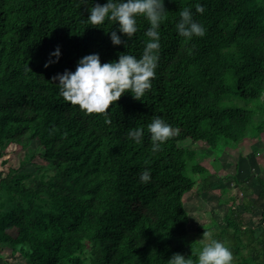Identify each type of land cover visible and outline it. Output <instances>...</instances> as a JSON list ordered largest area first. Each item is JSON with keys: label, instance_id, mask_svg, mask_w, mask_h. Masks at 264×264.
<instances>
[{"label": "trees", "instance_id": "16d2710c", "mask_svg": "<svg viewBox=\"0 0 264 264\" xmlns=\"http://www.w3.org/2000/svg\"><path fill=\"white\" fill-rule=\"evenodd\" d=\"M92 2L0 0V158L10 145L33 152L39 143L20 170L0 174V248L19 253L24 264H167L177 252L195 259L202 242L190 234L183 198L211 191L212 174L201 164L210 157L185 144H206L212 164L228 142L237 148L264 131V0H198L202 12L197 0H165L151 88L139 99L126 92L107 115L67 102L53 77L75 71L89 53L102 62L127 51L140 56L150 22L138 16L131 38L120 33L128 46L115 45V21H87ZM188 6L204 35L178 34L179 10ZM58 46V62L45 67ZM154 116L173 126L158 151L147 131ZM136 126L145 129L140 143L127 136ZM36 154L47 166L25 171ZM144 169L151 170L148 182L140 180ZM234 179L248 200L244 181ZM257 179L256 201L243 202L248 213L264 205V177ZM229 202L210 236L230 247L232 264H264V211L256 231L237 199Z\"/></svg>", "mask_w": 264, "mask_h": 264}, {"label": "clouds", "instance_id": "9594fccd", "mask_svg": "<svg viewBox=\"0 0 264 264\" xmlns=\"http://www.w3.org/2000/svg\"><path fill=\"white\" fill-rule=\"evenodd\" d=\"M196 11L202 12L203 5L195 4ZM165 0H107L100 4L93 0L90 7V15L87 21L95 25H103L106 20L115 21L118 31L111 30V40L115 45L125 44L120 33L131 38L138 31V16L143 15L150 22L146 31L148 39L140 56L131 52H121L118 59L102 62L99 53H89L81 57L75 71L65 70L57 73L53 80L59 81L60 95L69 103L79 105L88 113L108 114V110L114 102L126 92H131L139 99L151 88L152 79L156 75L159 63L158 50L160 48L161 21L166 14ZM192 6L179 10V20L175 27L178 34L185 38L202 36L206 29L202 23L194 18ZM56 59H50L45 67L58 62L61 49L58 46L50 54ZM147 131L151 134V147L153 151L162 148L163 142L173 134V126L161 116H154L147 125ZM145 134L143 126L131 127L127 136L136 143L142 142ZM140 180H151V170L141 171ZM202 246L196 253V258L185 256L177 252L167 260V264H232L233 253L230 247L222 240L213 238L205 231L201 239Z\"/></svg>", "mask_w": 264, "mask_h": 264}, {"label": "rangeland", "instance_id": "374dc122", "mask_svg": "<svg viewBox=\"0 0 264 264\" xmlns=\"http://www.w3.org/2000/svg\"><path fill=\"white\" fill-rule=\"evenodd\" d=\"M231 101V100H230ZM232 102L239 106H244V102L239 99H232ZM186 147H190L191 150L199 152L201 155H207L210 157L201 164L207 167L212 174L211 177V191L199 192L194 190L191 193L185 194L183 201L185 207L190 216V234L194 235L196 239H201L196 235L197 230H207L210 235L213 232L220 229L222 226V217L226 215L231 206V199H237V207L243 213L246 224L249 228H253L256 231L261 229L260 216L264 211V205L262 207L254 209L252 212H245L242 208L243 202L256 201L259 192L261 191L260 184L257 177H264V131L259 132L253 139H249L240 147H234L232 143L228 142L226 150L222 152V156L216 163L211 164L213 156L212 152L206 144L197 143L195 145L185 144ZM39 149V143L35 141L31 145L33 152H27L21 150L15 145H10L6 150V155L0 158V174L6 173L10 168L20 170L21 164L27 159V156L31 153H37ZM29 151V150H28ZM33 161H30L24 167V170L33 174L42 173L40 167L47 166L42 158L37 156ZM249 161L243 163L241 157H248ZM254 156V157H253ZM242 162V165L240 164ZM187 176L192 179H197L198 176L193 175L189 171L186 172ZM234 177L244 181L240 186H245L249 193L248 200L244 199L243 189L237 185ZM196 189V188H195ZM226 190V192H224ZM224 201L221 204V201ZM24 264L23 258L19 253H13L9 249L0 248V264Z\"/></svg>", "mask_w": 264, "mask_h": 264}]
</instances>
